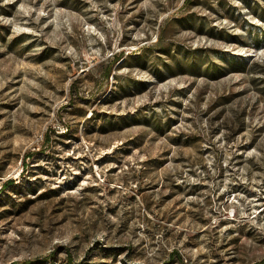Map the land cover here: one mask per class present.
<instances>
[{
  "label": "rangeland",
  "instance_id": "rangeland-1",
  "mask_svg": "<svg viewBox=\"0 0 264 264\" xmlns=\"http://www.w3.org/2000/svg\"><path fill=\"white\" fill-rule=\"evenodd\" d=\"M37 259L264 264V0H0V264Z\"/></svg>",
  "mask_w": 264,
  "mask_h": 264
},
{
  "label": "trees",
  "instance_id": "trees-1",
  "mask_svg": "<svg viewBox=\"0 0 264 264\" xmlns=\"http://www.w3.org/2000/svg\"><path fill=\"white\" fill-rule=\"evenodd\" d=\"M11 184H14V182L8 183L7 186H9ZM172 255H174V256H177V255L180 256L178 252H173ZM43 261H45V260L44 259H37L35 261L27 260V261H24V262H21V263L13 262L11 264H33V263H41ZM68 262H69V264H76L73 260H70Z\"/></svg>",
  "mask_w": 264,
  "mask_h": 264
}]
</instances>
